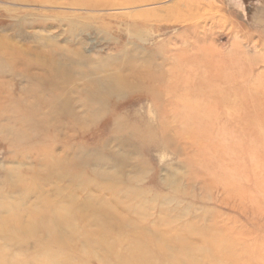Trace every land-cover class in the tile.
I'll return each instance as SVG.
<instances>
[{
  "label": "rangeland",
  "instance_id": "rangeland-1",
  "mask_svg": "<svg viewBox=\"0 0 264 264\" xmlns=\"http://www.w3.org/2000/svg\"><path fill=\"white\" fill-rule=\"evenodd\" d=\"M101 1L0 0V264H264V0Z\"/></svg>",
  "mask_w": 264,
  "mask_h": 264
},
{
  "label": "bare ground",
  "instance_id": "bare-ground-1",
  "mask_svg": "<svg viewBox=\"0 0 264 264\" xmlns=\"http://www.w3.org/2000/svg\"><path fill=\"white\" fill-rule=\"evenodd\" d=\"M158 0H105V1H101V2H98V3H94V4H91V3H78V7L80 8H83L85 10H91V9H96V8H105V9H110V8H114V9H119V10H127V9H130V10H135L139 7V5L141 6L142 3H154V2H157ZM40 2L44 5H47V6H50V5H56L55 7H60V0H40ZM147 4H144V5H147ZM149 5V4H148ZM188 5V4H187ZM191 5V4H190ZM189 5V6H190ZM176 6V5H175ZM177 7V6H176ZM144 12H142L140 14V16L143 14ZM129 14V13H128ZM127 14V15H128ZM87 16H90V15H87ZM139 23V21L137 22ZM151 40V39H150ZM4 47V46H3ZM1 56V55H0ZM2 58V56H1ZM81 58V61L82 62H85V60H87V57L84 55V54H81L80 56ZM23 59V58H22ZM25 59V57H24ZM23 61H21L20 63H22ZM25 66H26V69H19L17 68L15 65L9 67L7 70L8 72H10L13 76H17V77H32L31 74H30V67L35 65L37 66V64H33V61L29 60L27 57H26V61L23 63ZM27 64V65H26ZM95 65H92L90 66V68H87L85 70H80L78 71V75H77V78H74V79H78V80H81L83 78H86V77H89L91 75H98L99 77L96 79V82L99 83H114L115 81H119L120 82H124L126 83V80L125 78H121L119 76H115L114 74H110V75H107L108 73V69H107V66L106 64L103 62V61H98L96 63H94ZM17 65V64H16ZM20 65V64H19ZM18 65V66H19ZM62 64L60 63V58H55L54 60H52V63L50 64V66L48 68H45V67H37V69L41 70L42 74L40 72H37L36 74H34L35 76L32 77V81H34L35 85H38V86H46V87H50L51 89H54L56 90L55 94H58L57 92L60 93V75H66L68 74L67 70L65 69V67L61 66ZM8 66V65H7ZM138 69V68H137ZM139 71V70H138ZM162 71V70H161ZM164 71V70H163ZM167 71V70H166ZM159 72V71H158ZM138 73V72H137ZM148 73V72H147ZM171 73V72H170ZM166 74H168L166 72ZM138 75V74H137ZM169 75V74H168ZM167 75V76H168ZM164 76V75H163ZM158 77H159V74H158ZM163 78V77H162ZM73 78H68V82L66 83H70V82H74L76 80H74ZM166 79V77H165ZM84 80V79H83ZM95 80V79H94ZM158 80V79H157ZM156 80V81H157ZM145 81V80H144ZM163 82V80H160ZM133 82V81H132ZM96 83V84H97ZM130 82H128L129 84ZM126 86V88H130V87H127L126 84H124ZM123 85V86H124ZM129 85H132V84H129ZM93 86V85H92ZM124 86V87H125ZM141 86V85H140ZM122 87V88H124ZM134 87V86H133ZM138 87V86H136ZM146 87V86H144ZM148 87V86H147ZM75 88V87H74ZM132 88V87H131ZM130 88V89H131ZM139 88V87H138ZM135 88H133V91H134ZM132 90V89H131ZM125 91V90H124ZM124 91L122 92L124 95ZM128 93V91H127ZM95 94V93H94ZM93 94V95H94ZM103 94V93H102ZM121 94V93H120ZM129 94V93H128ZM96 95V94H95ZM105 95V94H104ZM136 95V94H134ZM108 96V95H106ZM118 96V95H117ZM116 96V97H117ZM112 97V96H111ZM108 98V97H107ZM124 99V98H123ZM92 102V101H91ZM151 102V101H150ZM108 110V109H107ZM105 112V111H104ZM27 117V116H26ZM27 120H24V122H26ZM29 122V121H28ZM23 123V122H22ZM27 123V122H26ZM27 125V124H26ZM22 126V125H20ZM12 127V126H11ZM16 127V126H15ZM23 127V126H22ZM21 128V127H20ZM19 128V129H20ZM14 130V129H13ZM21 130V129H20ZM17 129V132L20 131ZM23 130V128H22ZM16 132V133H17ZM25 133V131H24ZM11 134V133H10ZM19 134H22L19 132ZM18 135V134H17ZM7 136V135H6ZM87 157V156H85ZM85 160V158H84ZM12 167V166H11ZM172 180V179H170ZM169 181V180H168ZM172 182H175V180H173ZM168 183V182H167ZM171 184V181L169 182ZM174 188V187H173ZM159 242V241H158Z\"/></svg>",
  "mask_w": 264,
  "mask_h": 264
}]
</instances>
